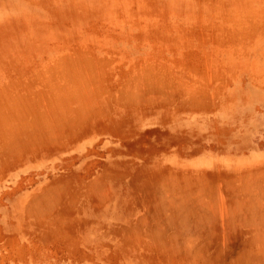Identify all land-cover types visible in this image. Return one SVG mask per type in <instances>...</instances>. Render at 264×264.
<instances>
[{
    "label": "rangeland",
    "instance_id": "obj_1",
    "mask_svg": "<svg viewBox=\"0 0 264 264\" xmlns=\"http://www.w3.org/2000/svg\"><path fill=\"white\" fill-rule=\"evenodd\" d=\"M0 126V264H264L252 214L187 233L158 199L264 195V0H0Z\"/></svg>",
    "mask_w": 264,
    "mask_h": 264
},
{
    "label": "bare ground",
    "instance_id": "obj_2",
    "mask_svg": "<svg viewBox=\"0 0 264 264\" xmlns=\"http://www.w3.org/2000/svg\"><path fill=\"white\" fill-rule=\"evenodd\" d=\"M129 85H130V84H129ZM165 86H166V85H165ZM130 87H131V86H130ZM132 87H133V86H132ZM132 87H131V88H132ZM129 89H130V88H129ZM176 90H177V89H176ZM165 91H166V90H165ZM167 91H168V90H167ZM199 91H200V90H199ZM197 92H198V91H197ZM152 93H153V92H152ZM163 93H164V92H163ZM137 95H138V94H137ZM161 95H162V94H161ZM150 97H152V96H150ZM127 98H128V97H127ZM149 100H150V99H149ZM61 106H62V105H61ZM61 106H60V107H61ZM62 107H63V106H62ZM46 109H48V111L50 110V108H46ZM52 109H54V108H52ZM52 109H51V110H52ZM49 112H50V111H49ZM50 113H51V112H50ZM57 114H58V113H57ZM60 114H61V113H60ZM57 116H58V115H57ZM59 116H60V115H59ZM65 117H66V116H65ZM66 119H67V118H66ZM58 120H59V119H58ZM55 121L57 122V120H55ZM65 121H66V120H65ZM10 122H11V121H10ZM16 122L19 123L18 120H17ZM58 122H59V121H58ZM67 123H69V122H67ZM4 124H5V123H4ZM7 124H9V126H10V123H9V122L6 123V124L3 125V126L6 127ZM11 124H12V123H11ZM15 124H17V123H15ZM80 124H81V123H80ZM3 126H2V127H3ZM13 126H14V124H13ZM0 127H1V126H0ZM2 127H1V128H2ZM7 127H8V126H7ZM7 127L4 128V129H7ZM15 127H17V129L15 128L16 131H15V129H13V130H12V129H11V130L8 129V131L6 132L7 134L9 133L10 135H14V136H12L13 138L9 139V138L11 137V136L9 135V137H8V136H4V137L1 139V140L5 139V142L8 143L9 146L12 145V144H15V143L17 144V141L19 142V141H21V139H22V142H21V143L23 144V143H25L24 139H26V140L32 145V146L30 147V148H31V151H32V147H33V149L36 147V150H37V149H38L37 147H39V146H40V147H41V146H44V143H46V142H48V145H51V144H49V143H50V142L53 143V142H52V139H53L54 142H55V139H56L55 137L58 138L57 135L54 136L53 134H51V135L54 136L53 138L51 137V135H48V134H47V136H50V138H52V139H49L48 137H43V133L45 132L44 129H43V130L41 129V131H44L43 133H42L41 131H38V132H37V131H33V130H31V131L29 130V131H25V132H24L23 129H22V131H21V129H18V126H15ZM13 128H14V127H13ZM19 128H21V126H19ZM26 128H27V126H26L24 129L26 130ZM47 129H49V128H46V130H47ZM2 130H3V129H2ZM62 130L64 131V129H62ZM62 130H61L60 132H58L59 135H60L61 133H63ZM9 131H13V132H9ZM47 131H49L48 133H51L50 130H47ZM0 132H1V131H0ZM2 132H3V131H2ZM4 132H5V131H4ZM15 132H17V133H15ZM0 134H1V133H0ZM61 135H62V137H63V134H61ZM65 135H67V134H65ZM69 136H71V135H69ZM73 136H74V134H73ZM73 136H72V137H73ZM6 137H7V138H6ZM64 137H65V136H64ZM23 138H24V139H23ZM67 138H69V137H67ZM6 139H7V140H6ZM8 139H9V140H8ZM15 139H16V140H15ZM18 139H19V140H18ZM48 140H49L50 142H49ZM62 140H63V139H62ZM10 141H16V142H15V143H14V142L11 143ZM5 142L3 141V143H2L1 145L6 144ZM28 142H26V143H28ZM58 142H59V140H58ZM19 143H20V142H19ZM55 143H56V142H55ZM59 143L61 144L62 142H59ZM56 144H57V143H56ZM17 145H18V144H17ZM19 145H20V144H19ZM23 145H24V144H23ZM23 145H20V147L22 148ZM28 145H29V144H28ZM48 145H47V147H48ZM57 145H58V144H57ZM3 146H4V145H3ZM3 146H2V147H3ZM13 146H15V145H13ZM13 146H11L10 148H12ZM24 146H25V145H24ZM45 146H46V145H45ZM2 147H1V148H2ZM5 147H7V145L4 146V148H5ZM4 148H2V151H3V152H4V150H3ZM15 148H16V147H15ZM15 148H14V150H13V148H12V150H13L12 157H14V151H15V153H18V154L21 152V151L18 152V148H19V146H18V148H17L16 150H15ZM25 148H26V147H25ZM5 149H6V148H5ZM7 149H8V147H7ZM26 149H27V148H26ZM12 150H10V151H12ZM10 151L5 152V154L8 153V154L10 155V153H9ZM22 151H23V150H22ZM0 152H1V151H0ZM15 156L17 157V155H15ZM19 156H20V155H19ZM19 156H18V157H19ZM7 157H8V156H7ZM19 158H20V157H19ZM1 161H2L3 164H4V161H3V160H1ZM2 162H1V165H2ZM14 163H15V162H14ZM1 167H2V166H1ZM238 171H239V170H238ZM263 171H264V170H263ZM250 172H251V170H250ZM257 172H258V171H257ZM262 173H263V172H262ZM262 173H261V174H262ZM244 174H245V173H243V175H244ZM261 174H259V176H260ZM245 175H246V174H245ZM245 175H244V176H245ZM250 175H251V174H250ZM199 177H200V176H198V178H199ZM229 177H231V176H229ZM234 177H235V176H234ZM191 178H193V177L191 176ZM232 178H233V177H232ZM167 179H168V178H167ZM169 179H170V178H169ZM189 179H190V178H189ZM236 179H237V178H236ZM236 179H235V180H236ZM161 180H162V179H161ZM180 180H181V179H180ZM238 180H239V179H238ZM240 180H241V179H240ZM245 180H246V179H245ZM165 181H166V180H165ZM181 181H182V180H181ZM231 181H232V180H231ZM236 181H237V180H236ZM229 182H230V181H229ZM176 183H177V182H176ZM230 183H232V182H230ZM251 183H252V182H251ZM251 183H250V184H251ZM164 184H165V183H164ZM171 184H173V183H171ZM233 184H234V183H233ZM262 184H263V183H262ZM262 184L260 183V186H261ZM182 185H183V184H182ZM206 185H207V184H206ZM208 185H209V184H208ZM236 185H237V184H236ZM257 185H259V184H257ZM163 186H164V185H163ZM168 186H169V185H168ZM175 186H176V185H175ZM179 186H180V185H179ZM179 186L177 187L178 189H179ZM191 186H192V185H191ZM197 186H198V185H197ZM197 186H196V187H197ZM199 186H200V185H199ZM203 186H205V185H203ZM209 186H210V185H209ZM209 186H206V189H207ZM166 187H167V186H166ZM217 187H218V186H217ZM232 187H233V186H232ZM234 187H236V186H234ZM234 187H233V188L230 187V189L235 190ZM237 187H238V186H237ZM248 187H250L249 184H248ZM93 188H94V187H93ZM93 188H92V189H93ZM154 188H155V187H154ZM163 188H164V187H163ZM189 188H190V187H189ZM194 188H195V187H194ZM213 188H214V187H213ZM213 188L211 187L210 189L213 190ZM228 188H229V187H228ZM238 188H240V187H238ZM238 188H237V189H238ZM258 188H259V187H258ZM262 188H263V186H262ZM262 188H261V189H262ZM55 189H56V188H55ZM86 189H87V188H86ZM100 189H101V188H100ZM100 189H98V190H100ZM103 189H104V188H103ZM103 189H101V192L103 191L102 194H104V191H105V190H103ZM164 189H165V188H164ZM169 189H171V188L169 187ZM187 189H188V188H187ZM208 189H209V188H208ZM210 189H209V191H210ZM218 189H219V188H218ZM244 189H245V188H244ZM249 189H250V188H249ZM249 189H248V191H249ZM263 189H264V188H263ZM56 190H57V189H56ZM166 190H167V189H166ZM191 190H193V189L191 188ZM202 190H203V189H202ZM214 190H217V189H214ZM225 190H227V186H226V189H225ZM225 190H224V192H226ZM242 190H243V188H242ZM252 190H255V189L252 188ZM257 190H259V189H257ZM90 191H91V189H90ZM174 191H175V190H174ZM176 191H177V192H180V191H178V190H176ZM176 191H175V192H176ZM199 191H201V190H199ZM199 191H198V192H199ZM227 191H229V190H227ZM235 191H236V190H235ZM246 191H247V190H246ZM248 191L245 192V193H247V194H244V195L241 194V193L238 192V191H236V192H232V191H230L231 193H226V194L224 195V194H221V193L223 192V191H222L221 193H219L220 196L218 195L219 198H220V197H221V198H220L219 200H215V198H213V201H212L209 205L205 204V202L203 203V202L201 201V199L196 200L197 198L194 199V200L191 199V200H192L191 202L188 201L189 199H188V200L185 199L186 201H185V200H184V201H181L179 198H177V200H178V201L180 200V202H176V201H177L176 199H175L174 201H172V200H173V199H172V200H171L172 204L170 203V204H169L170 206H169L168 203H169L170 201L168 200L169 202H167V201L165 202V200H167V199H171V196H172V195H170V196H166V195H165L166 197H169V198H164V197L161 195V198L163 197L164 200H161L160 197L158 198V199H159V202L161 201V204H160V205H159V204H156V203H158V202L152 200V199H154V197H153L152 199H150V200L153 201V203L151 202L150 205L153 204L154 206L156 205L157 207H158V205H159V206H164L165 208H163V207H162V208H163V209H166L169 213H171V215H172V212H173V215H174V214H178V215H179V214L181 213V212H179V211H184V213H185V211H187V210H188V212L191 213V211L195 208V206H197V207L199 208V206L201 205L202 208H204V209L206 208L205 210H203L204 212H206V213H205V214H207L206 216H208V217H209L214 223L217 222L218 224H222V223H226V222H227V223H231V224L234 225L235 223H238V222H239V223H242V224H246L247 227L249 226V224H247V221H246L245 219H246V217L248 218L250 214H252V217L249 218V219H251V220H249V221H251V222H248V223H251V224H252V225L250 224V225H251V227H249L250 229L248 228V229L251 230V231H249L248 233H251V232H252V229H251V228H252V226L254 225L253 228L256 227V229H253V230H258V233H261L263 236H262V235H261V236H260V235H255V234H257V233H255V231H253V232L255 233V234H254V233H253V234H254L255 236H257V237H255L254 239H256V241H258L259 236H260V238H262V240L260 239V242H256L254 239H252V238L250 237V236L252 235V234H251V235L249 236V237H250L249 239H250V240H251V239L254 240V242L251 240L253 243L250 244V245H252L253 247H255V249H254V250H248L247 253L254 254V256H252V257L254 258V260H255V259H258V262H261V261L264 262V234H263L262 232H259V230H261L262 228H263V230H264V226H262V225H264V222H263V221H264V217H263L262 219H259V217H260L259 212L262 213V214L264 215V208H263V209L261 208L262 206H264V195H261V194H260L261 191H259V192H258V197H257V195L253 196V194H257L256 192L253 193V194L251 195V194H248V193H250V192H248ZM49 192H51V193H46V195L48 196V197H46V199L48 198V200H49V199H52V197H49L50 195H48V194H51V195L56 194L55 192H53V189H52V191H49ZM93 192H95L94 189H93ZM96 192H97V191H96ZM175 192H174V193H175ZM177 192H176V193H177ZM182 192H183V193H184V192L187 193L188 191H182ZM204 192H205V191H204ZM204 192H202V193H204ZM57 193H58V192H57ZM60 193H61V192H60ZM97 193H98V192H97ZM97 193H96V194H97ZM99 193H100V191H99ZM176 193H175V194H176ZM180 193H181V192H180ZM194 193H195V192H194ZM194 193H193V194H194ZM202 193H201V194H202ZM205 193H206V192H205ZM207 193H208V192H207ZM210 193H211V192H210ZM213 193H214V192H213ZM213 193H211V194H213ZM42 194H44V192H43ZM58 194H59V193H58ZM61 194H62V193H61ZM63 194H64V193H63ZM102 194H97V195H102ZM156 194H157V193H156ZM166 194H167V193H166ZM178 194H179V193H178ZM198 194H199V193H198ZM198 194H196V196H198ZM201 194H200V195H201ZM211 194H210V195H211ZM215 194H216V193H215ZM259 194H260V195H259ZM176 195H177V194H176ZM179 195L182 196L181 194H179ZM183 195H185V194H183ZM186 195H188V194H186ZM210 195H209V196H210ZM222 195H223V196H222ZM39 196H41V195H39ZM39 196H37V197H39ZM103 196H104V195H103ZM153 196H154V195H153ZM177 196H178V195H177ZM177 196H175V197H177ZM180 196H179V197H180ZM209 196H208V199H210V197L212 198V195H211L210 197H209ZM214 196H215V195H214ZM37 197H36V198H37ZM44 197H45V196H44ZM55 197H56V196H55ZM55 197H54L53 199L56 200L55 202L57 203V199H55ZM59 197H60V194H59ZM95 197H96V196H95ZM99 197H101V196H99ZM99 197H98V198H99ZM36 198H35V199H36ZM42 198H43V197H42ZM206 198H207V197H206ZM206 198H204V199H206ZM37 199H40V202H43V206H42V205H39V206H41V207H40L41 209H45V210L48 209V208H42V207H44V204H45V203H46V204H47V203L50 204V205H49V206H50L49 208H51V206H53L52 204H56V203H54V200H53V199H52V201L49 200V202H47L46 199L44 200L45 202L42 201V199H41L40 197L37 198ZM101 199H102V198H101ZM204 199H202V200H204ZM70 200H71V199H70ZM102 200H103V199H102ZM156 200H157V199H156ZM195 200H196L197 202H196ZM206 200H207V199H206ZM210 200H212V199H210ZM210 200H209V201H210ZM37 201H38V200H37ZM37 201H35L33 207L37 206V205H36ZM173 202H174V203H173ZM175 202H176V203H175ZM195 202H196V203H195ZM201 202H202V204H201ZM51 203H52V204H51ZM164 203H165V204L167 203V204L165 205ZM41 204H42V203H41ZM56 205H57V204H56ZM146 205H148V204H146ZM150 205H149V207H150ZM39 206H38V207H39ZM45 206H48V205H45ZM54 206H55V205H54ZM151 206H152V205H151ZM154 206H152V207H153V210L156 212V207H154ZM166 206H167V207H166ZM168 206H169V207H168ZM145 207H147V208H145L146 210L149 209L148 206H145ZM158 208H159V207H158ZM192 208H193V209H192ZM34 209H35V208H34ZM37 209H38V208H36V210H37ZM41 209H40V210H41ZM163 209H162V210H163ZM149 210H150V209H149ZM149 210H148V212H147L148 215H149L150 212L152 211V210H151V211L149 212ZM198 210H201V208L198 209ZM49 211H51V210H49ZM53 211H54V209H53ZM157 211H158V212L155 213L156 217H153V218L151 217L152 221H153L154 218H155V219H160L159 222H157V220H156L155 222L153 221L154 224H155V225H154V224H153V225L156 226V227H153V226H152V227H153V231H152V230H151V231L154 232L155 234H156V232H157L158 229H157V230H154V229H155V228H158V226L164 225V223L160 224L161 221H162L161 218H159V216H160L161 213L159 214V209H157ZM163 211H165V210H163ZM177 211H178V213H176ZM201 211H202V210H201ZM201 211H200V212H201ZM34 212H35V211H34ZM38 212H39V211H38ZM152 212H153V211H152ZM152 212H151V213H152ZM161 212H162V211H161ZM165 212H166V211H165ZM165 212H163L162 214H164ZM174 212H175V213H174ZM188 212H186L185 214H183V215H184L183 218L181 217L182 214L179 215V218H178V219L180 220V217H181L182 220H184L183 223H184L185 227H183V226H184L183 223H181L180 221H177V218L175 217V218H176V219H175V222H176V221H177V223L179 222L178 224H177V223H175V224H177V225H179V226H180V224H181V225H183V226H182L183 229L186 228V229H184V232H185V230H186V232H187V228H189V224H191L190 222H192V221H190V222L188 223V221L190 220L189 217L186 215ZM194 212H198V211H196V209H195ZM257 212H258V215H259V216H256V215H257ZM182 213H183V212H182ZM201 213H202V212H201ZM254 213H256V215H255ZM35 214H37V213L35 212ZM157 214H158L159 216H158ZM166 214H168V213H166ZM195 214H200V213L198 212V213H195ZM253 214H254V215H253ZM148 215H147V216H148ZM151 215H152V214H151ZM153 215H154V212H153ZM153 215H152V216H153ZM171 215L168 214V215H165L164 217H166V216H171ZM41 216H42V215H41ZM43 216H44V215H43ZM43 216H42V217H43ZM145 216H146V213H145V215H144V218H145ZM176 216H177V215H176ZM253 216H254V217L256 216V217H257L256 219L261 220V222H260L259 220L254 219ZM157 217H158V218H157ZM162 217H163V216H162ZM177 217H178V216H177ZM187 217H188V219H189L188 221L185 219V218H187ZM200 217H203V216H200ZM144 218L142 217V219H144ZM147 218H148V217H147ZM171 218H174V217L172 216ZM171 218H170V219H171ZM38 219H40V218H38ZM43 219H44V217H43ZM138 219H139V218H138ZM140 219H141V218H140ZM140 219L138 220L139 223L142 222V221H145V219L142 220V221H141ZM149 219H150V217H149ZM191 219L193 220V217H192ZM252 219L256 220L257 222H253ZM165 220H167V219H165ZM182 220H181V221H182ZM152 221H151V222H152ZM163 221H164V219H163ZM163 221H162V222H163ZM169 221H170V220L168 219L167 222H169ZM193 221H194V222H192V224H194L195 226H197V225H201V223H202V222H199V223L197 222L198 224L196 225L195 220H193ZM45 222H46V221H45ZM48 222H50V221H48ZM48 222H47V223H48ZM164 222H165V221H164ZM171 222H173V221L171 220ZM51 223H52V222H51ZM51 223H49V224H51ZM55 223H56V222H54V224H55ZM57 223H58V222H57ZM142 223H143V222H142ZM146 223H148L150 226L152 225V224L149 223V221H148V222L145 221V224H144V225H146ZM158 223H159V225H158ZM173 223H174V222H173ZM173 223H171V224H173ZM186 223H187V224H186ZM208 223H210V222H208ZM253 223H257V226H256V224H253ZM260 223H261L262 225H261ZM54 224L52 223V225H54ZM148 224H147V225H148ZM169 224H170V222H169ZM171 224L168 225V226H172ZM175 224H174V225H175ZM205 224H207V223H205ZM205 224H202V226H201L202 228H201V229L206 228V229H203V231H206V230L208 231V232L205 234V236L208 238V237H209L208 234H209L210 232H212V233H210V234L212 235V234L215 232V230L212 229L213 226L208 227L209 224H208V225H205ZM231 224H230V225H231ZM138 225H139V224H138ZM144 225L142 224V226H144ZM157 225H158V226H157ZM174 225H173V226H174ZM194 225H192L193 228H194ZM204 225H205L206 227H203ZM211 225H212V224H211ZM222 225H223V224H222ZM258 225H261L262 228H261V226L258 227ZM150 226H149L148 228H151ZM187 226H188V227H187ZM231 226H232V225H231ZM131 227H132V226H131ZM145 227H146V226H145ZM175 227H176V226H175ZM207 227H208V228H207ZM219 227L221 228V226H219ZM240 227H241V226H240ZM257 227H258V228H257ZM51 228H52V227H51ZM140 228H141V227H140ZM167 228H168V227H167ZM173 228H174V227H173ZM173 228H172V229H173ZM178 228H179V227H178ZM180 228H181V227H180ZM209 228H210V230H209ZM223 228H225V227H223ZM229 228H231V227H229ZM259 228H261V229H259ZM145 229H146V228H145ZM161 229H162V228H160V230H161ZM164 229H166V227H164ZM172 229L169 228V230H172ZM181 229H182V228H181ZM211 229H212V230H211ZM216 229H217V228H216ZM43 230H44V229H43ZM175 230H176V229H175ZM191 230H192L191 228L188 229V232L191 231ZM263 230H262V231H263ZM131 231H133V230L131 229ZM140 231H141V230H140ZM196 231H197V230H196ZM200 231H201V230H199V231H197V232H200ZM203 231H201V235H204V234H202ZM221 231H224V230H221ZM229 231H230V230H229ZM146 232H147V231H146ZM162 232H164V230H163ZM169 232H170V231H169ZM173 232H174V234H175V231H173ZM177 232H178V231H177ZM188 232H187V233H188ZM225 232H226V231H225ZM231 232H233V231L231 230ZM256 232H257V231H256ZM263 232H264V231H263ZM136 233L138 234L139 231H137ZM154 233H152V234H154ZM133 234H135V233H133ZM180 234H181V232H180ZM182 234H183V233H182ZM194 234H196V233H194ZM198 234H200V233H198ZM217 234H219V233H217ZM226 234H227V233H226ZM226 234H225V235H226ZM144 235H145V234H144ZM144 235H143V236H144ZM147 235H148V234H147ZM158 235H159V234H158V232H157V234H156L154 237H156V236L158 237ZM185 235H187V234H185ZM201 235H200V236H201ZM219 235H220V234H219ZM219 235H218V236H219ZM221 235H222L221 237H225V236H223L224 234H221ZM227 235H228V234H227ZM242 235H243V234H242ZM139 236H142L141 233L138 234V237H139ZM176 236H178V235L176 234ZM188 236L190 237L191 235H188ZM200 236L198 235L199 238H200ZM213 236H214V235H213ZM215 236H217V235H215ZM215 236H214V237H215ZM178 237H179V236H178ZM201 237H202V236H201ZM203 237H204V236H203ZM245 237H246V236H245ZM252 237H253V235H252ZM147 238H148V237H147ZM152 238H153V237H152ZM195 238H196V237H195ZM247 238H248V237H247ZM128 239H129V238H128ZM140 239H141V238H140ZM155 239H156V238H155ZM197 239H198V238H197ZM158 240H159V239H158ZM203 240L206 241V240H208V239H206V240L203 239ZM160 241L162 242V239H160ZM204 241H203V242H204ZM210 241H211V240H210ZM226 241H227V240H226ZM161 242H160V243H161ZM167 242H169V244L171 243L169 240H168ZM152 243H153V242H152ZM160 243H159V244H160ZM173 243H175V242L173 241ZM176 243H177V242H176ZM204 243H205V245L207 246V243H210V242H204ZM211 243H212V242H211ZM211 243H210V245H212ZM164 244L166 245V243H164ZM178 244H179V243H178ZM178 244H177V245H178ZM189 244H190V243H189ZM197 244H198V243H197ZM154 245H155V244H154ZM165 245H164V246H165ZM167 245H168V244H167ZM170 245H171V244H170ZM194 245H195V244H194ZM199 245H201V244L199 243ZM203 245H204V244H203ZM205 245H204V246H205ZM159 246H160V245H159ZM172 246H173V245H171V248H172ZM178 246H179V245H178ZM186 246H187V245H186ZM204 246H203V247H204ZM206 246H205V247H206ZM208 246H209V245H208ZM180 247H181V246H180ZM187 247H191V245H188ZM199 247H200V246H199ZM222 247H223V245H222ZM166 248L168 249L167 246H166ZM169 248H170V247H169ZM201 248H202V247H201ZM257 248H258V249H257ZM262 248H263V249H262ZM162 250L165 251L166 249L164 250V247H163V249L161 248V251H162ZM204 250H205V249H204ZM204 250H203V251H204ZM158 251H159V250H158ZM170 251H171V250H170ZM177 251H178V250H177ZM200 251H202V250L200 249ZM205 251H206V250H205ZM159 252H160V251H159ZM244 252H245V251H244ZM180 253H181V252H180ZM204 253H205V252H204ZM169 254H171V253H169ZM192 254H193V253H192ZM171 255H172V254H171ZM203 255H204V254H203ZM185 256H186V255H185ZM200 256H201V255H199V257H200ZM171 257H173V256H171ZM171 257H169V258H171ZM169 258H168V259H169ZM244 258H245V260H246V259H249L248 256H244ZM171 262H172V261H171ZM254 262H255V261H254ZM263 262H261V263H263ZM178 264H179V263H178ZM256 264H260V263H256Z\"/></svg>",
    "mask_w": 264,
    "mask_h": 264
}]
</instances>
